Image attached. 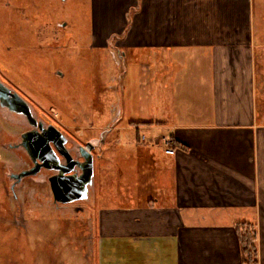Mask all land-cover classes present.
Returning <instances> with one entry per match:
<instances>
[{
  "label": "crops",
  "instance_id": "obj_1",
  "mask_svg": "<svg viewBox=\"0 0 264 264\" xmlns=\"http://www.w3.org/2000/svg\"><path fill=\"white\" fill-rule=\"evenodd\" d=\"M256 3L89 0L92 46L122 48L125 59L127 50L146 53L147 63H135L147 66L151 87L138 100L141 117L122 128L136 131V147H121L125 139L110 130L102 138L105 166L88 196L97 264H245L242 223L256 227L252 264H264V30L257 34ZM126 93L110 105L120 117ZM143 130L155 136L152 145Z\"/></svg>",
  "mask_w": 264,
  "mask_h": 264
},
{
  "label": "rangeland",
  "instance_id": "obj_2",
  "mask_svg": "<svg viewBox=\"0 0 264 264\" xmlns=\"http://www.w3.org/2000/svg\"><path fill=\"white\" fill-rule=\"evenodd\" d=\"M255 20L260 35L264 3L258 0ZM90 32L89 0H0V80L46 127L55 125L66 135L75 159L81 158L80 146L92 142L98 174L105 166L99 159L103 136L120 135L121 147H136V131L122 128L141 117L138 100L151 87L147 66L135 63L140 57L147 63L146 53L132 57L127 50L125 59L122 48H95ZM121 92L131 98L120 117L110 105L123 101ZM33 128L24 114L0 104V264H97L93 202H56L49 181L56 170L43 168L20 181L13 177L34 166L22 145L23 133ZM142 133L143 143L152 145L155 136ZM122 156L116 158L120 163ZM106 166L114 171L110 161Z\"/></svg>",
  "mask_w": 264,
  "mask_h": 264
},
{
  "label": "water",
  "instance_id": "obj_3",
  "mask_svg": "<svg viewBox=\"0 0 264 264\" xmlns=\"http://www.w3.org/2000/svg\"><path fill=\"white\" fill-rule=\"evenodd\" d=\"M0 104L10 110L24 114L33 126H40L41 133L28 131L22 135V145L26 148L33 159L34 166L24 170L13 177L18 181L22 178L36 175L43 168L56 170L57 173L49 179L54 199L59 203H71L78 200L87 199L89 187L94 183L95 157L91 150L95 145L89 142L87 146H80V155L84 160L75 159L67 148L68 138L55 125L44 126L33 114L29 103L14 92L0 80ZM63 155L66 162H61ZM78 169L81 173H78Z\"/></svg>",
  "mask_w": 264,
  "mask_h": 264
},
{
  "label": "trees",
  "instance_id": "obj_4",
  "mask_svg": "<svg viewBox=\"0 0 264 264\" xmlns=\"http://www.w3.org/2000/svg\"><path fill=\"white\" fill-rule=\"evenodd\" d=\"M238 229L240 231V239L244 250V263H255L258 255L255 245L257 239L256 227L252 224L242 223L238 225Z\"/></svg>",
  "mask_w": 264,
  "mask_h": 264
},
{
  "label": "flooded vegetation",
  "instance_id": "obj_5",
  "mask_svg": "<svg viewBox=\"0 0 264 264\" xmlns=\"http://www.w3.org/2000/svg\"><path fill=\"white\" fill-rule=\"evenodd\" d=\"M44 126H45V125H44ZM28 131H36V133H41V132H42L41 129H40V126H34L33 129H31V130H27L26 132H28ZM26 132H24V133H26ZM24 133H23V134H24ZM66 146H67V144H66ZM56 152H57L58 155L60 156V160H61V162H66L65 157H64L63 155H61V154L58 152L57 149H56ZM71 154H72V153H71ZM78 160H84V159L81 157V158H79ZM77 172H78V173H81V170L78 169Z\"/></svg>",
  "mask_w": 264,
  "mask_h": 264
},
{
  "label": "built area",
  "instance_id": "obj_6",
  "mask_svg": "<svg viewBox=\"0 0 264 264\" xmlns=\"http://www.w3.org/2000/svg\"><path fill=\"white\" fill-rule=\"evenodd\" d=\"M164 140H165L166 144H170L171 143L170 138H165ZM166 152L169 153V154H174L176 152V150L173 149V148H166Z\"/></svg>",
  "mask_w": 264,
  "mask_h": 264
}]
</instances>
